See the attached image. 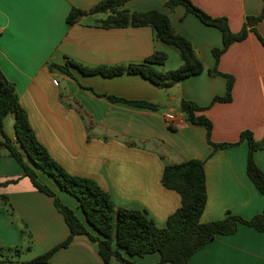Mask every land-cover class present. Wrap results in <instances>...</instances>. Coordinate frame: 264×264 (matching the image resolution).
<instances>
[{"label":"crops","instance_id":"1","mask_svg":"<svg viewBox=\"0 0 264 264\" xmlns=\"http://www.w3.org/2000/svg\"><path fill=\"white\" fill-rule=\"evenodd\" d=\"M102 0H39L21 5L0 0V68L16 85L19 101L38 141L68 173L96 182L119 207L146 211L159 227L181 206L180 195L165 188L166 165L197 159L205 161L207 205L203 223L228 214L250 220L262 213L264 195L247 172V141L212 152L205 129L185 124L172 129L165 113L180 114L182 100L206 108L213 123L215 143H237L244 131L256 140L264 137V20L246 40L234 43L217 63L214 49L223 47L222 32L201 22L182 5L174 10L168 0H128L120 9L130 12L159 10L187 38L204 65V71L168 88H160L137 74L106 78L71 67L73 77L51 68L69 60L85 67L120 66L144 62L155 51L168 54L160 68L182 65L179 51L161 43L151 26L103 27L107 14H95L69 24L73 8L89 10ZM212 17H225L232 32L243 29L247 17L261 14L264 0H191ZM177 51V52H173ZM173 59V69L168 62ZM234 77L230 102L212 104L227 92L228 79L211 75L215 67ZM108 96L146 101L156 110L113 102ZM264 172V150L255 152ZM39 179L73 208L85 223L77 200L62 191L56 181L39 170ZM8 197L14 214L0 204V245L11 251L7 264L26 252L40 257L70 235L64 216L52 197L38 191L21 165L0 150V196ZM27 225L32 239L23 237ZM92 230L91 228H89ZM252 227L239 225L235 234L219 235L195 253L190 264H247L261 259L264 239ZM136 264H154L159 253L130 257ZM28 260V261H31ZM48 264H104L98 244L86 235L76 236L58 250ZM111 264H118L114 259Z\"/></svg>","mask_w":264,"mask_h":264},{"label":"trees","instance_id":"2","mask_svg":"<svg viewBox=\"0 0 264 264\" xmlns=\"http://www.w3.org/2000/svg\"><path fill=\"white\" fill-rule=\"evenodd\" d=\"M128 0H102L89 10L73 8L67 17L71 25L82 18L95 14H107L99 23L103 27H141L151 26L157 39L166 46L179 51L182 65L176 70L164 71L168 61V54L155 51L144 62L120 66H100L89 68L69 60L65 65H53L63 74L73 77L70 68L76 67L81 72L91 75H101L106 78L122 74H137L150 80L160 88L176 85L192 76L201 74L204 65L198 57L192 43L179 34L171 19L159 10L134 11L121 10ZM182 5L188 13L198 17L208 26L218 28L223 34V47L214 49L213 55L218 63L221 56L231 45L247 39L249 33L256 31V26L264 20V6L258 16H249L238 32H232L229 21L225 17H212L191 0H168L167 7L174 10ZM264 45V38L257 34ZM211 75L227 77V92L223 97H216L212 104L230 102L235 84L233 76L223 74L216 66L210 70ZM113 102H123L137 107L156 110L157 106L146 101H130L115 96H108ZM181 112L187 124L192 127L204 128L205 141L215 152L247 141L249 146L247 172L257 189L264 195V172L255 161V152L264 150V137L256 140L251 131H244L237 143H215L212 140L213 123L204 114L206 108L200 107L193 101L182 100ZM15 115L14 137L7 135L4 129L5 119L9 114ZM174 129V128H172ZM0 150L4 149L23 168L34 187L50 196L55 207L64 216L70 229V235L63 243L51 249L44 255L22 264H48L51 257L60 249L67 248L78 235H86L92 242L98 244L99 255L104 264H111L116 260L118 264H136L130 257H143L152 253H159L161 260L154 264H190L191 257L203 249L219 235L235 234L239 225H246L259 232H264V212L245 220L240 216L228 214L226 218L203 223L201 217L207 205V184L205 161L192 159L179 164L166 165L162 176L165 188L177 192L181 197V206L167 220L164 227H159L146 211L127 209L113 203L110 195L93 180L74 176L68 173L49 154L48 150L38 141L32 129L27 112L19 101L16 85L11 82L0 68ZM39 170L53 178L60 189L78 202L83 212L85 223L78 217L76 211L66 205L58 194L39 179ZM9 212L14 214L8 197L0 196ZM91 228L92 230H90ZM23 237L31 240L32 234L27 225L21 230ZM20 252V249H5L0 245V264L10 261V252Z\"/></svg>","mask_w":264,"mask_h":264},{"label":"rangeland","instance_id":"3","mask_svg":"<svg viewBox=\"0 0 264 264\" xmlns=\"http://www.w3.org/2000/svg\"><path fill=\"white\" fill-rule=\"evenodd\" d=\"M172 50H176V49L173 48ZM173 52H177V51H173ZM167 66H168V69H173V68H171V67H173V59L172 58L168 62V65ZM14 123H15V115L13 113H11V114H9L7 116V118L5 119V122H4L5 132L10 137H14V134H15ZM1 203H3V202L0 200V204ZM3 205L6 206L5 204H3ZM35 255H36V252L35 251L34 252H26V253H24L22 255L21 258H17V260L18 261H28V260H31Z\"/></svg>","mask_w":264,"mask_h":264},{"label":"built area","instance_id":"4","mask_svg":"<svg viewBox=\"0 0 264 264\" xmlns=\"http://www.w3.org/2000/svg\"><path fill=\"white\" fill-rule=\"evenodd\" d=\"M164 118L167 122V124L171 128H178L180 126H183L187 124L186 118L183 113L180 114H174V113H165Z\"/></svg>","mask_w":264,"mask_h":264},{"label":"snow or ice","instance_id":"5","mask_svg":"<svg viewBox=\"0 0 264 264\" xmlns=\"http://www.w3.org/2000/svg\"><path fill=\"white\" fill-rule=\"evenodd\" d=\"M15 2L21 5H29V4L38 3L39 0H15ZM2 36H3V33H0V37ZM261 191H264V189H261ZM262 212H264V208H262ZM261 236H262V239H264V233H262ZM260 256H261L260 260L247 262V264H264V248L261 249Z\"/></svg>","mask_w":264,"mask_h":264}]
</instances>
